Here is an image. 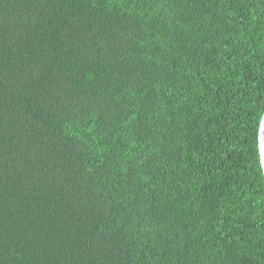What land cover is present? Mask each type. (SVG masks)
<instances>
[{
    "label": "trees",
    "instance_id": "16d2710c",
    "mask_svg": "<svg viewBox=\"0 0 264 264\" xmlns=\"http://www.w3.org/2000/svg\"><path fill=\"white\" fill-rule=\"evenodd\" d=\"M264 0H0V264H264Z\"/></svg>",
    "mask_w": 264,
    "mask_h": 264
},
{
    "label": "water",
    "instance_id": "95a60500",
    "mask_svg": "<svg viewBox=\"0 0 264 264\" xmlns=\"http://www.w3.org/2000/svg\"><path fill=\"white\" fill-rule=\"evenodd\" d=\"M258 150H259L261 168L264 175V114L262 116L258 131Z\"/></svg>",
    "mask_w": 264,
    "mask_h": 264
}]
</instances>
